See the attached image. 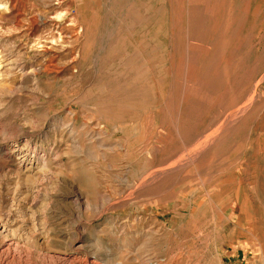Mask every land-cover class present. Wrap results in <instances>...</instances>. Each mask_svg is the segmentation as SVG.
Returning a JSON list of instances; mask_svg holds the SVG:
<instances>
[{"label": "rangeland", "instance_id": "rangeland-1", "mask_svg": "<svg viewBox=\"0 0 264 264\" xmlns=\"http://www.w3.org/2000/svg\"><path fill=\"white\" fill-rule=\"evenodd\" d=\"M6 239L264 264V0H0Z\"/></svg>", "mask_w": 264, "mask_h": 264}, {"label": "bare ground", "instance_id": "bare-ground-1", "mask_svg": "<svg viewBox=\"0 0 264 264\" xmlns=\"http://www.w3.org/2000/svg\"><path fill=\"white\" fill-rule=\"evenodd\" d=\"M8 64V63H7ZM251 99V98H250ZM253 101V100H252ZM247 107V106H246ZM244 108V107H243ZM232 109V108H231ZM241 113V112H240ZM242 114V113H241ZM232 121V120H231ZM233 124V123H232ZM231 135V134H230ZM229 136V135H228ZM197 151V150H196ZM195 155V154H194ZM21 157V156H20ZM27 157V156H26ZM21 162V161H20ZM196 162V161H195ZM29 163V162H28ZM231 167V166H230ZM182 168V167H181ZM46 170V169H45ZM34 172V177L38 176L39 173H43L42 168H37ZM167 172V171H166ZM174 172V171H173ZM176 172V171H175ZM168 175L170 173H167ZM173 174V173H172ZM164 175V174H163ZM175 175V174H174ZM37 178V177H36ZM156 180L158 178H155ZM162 179V178H161ZM158 181V180H157ZM156 182V181H155ZM159 183V182H158ZM35 185V184H34ZM152 185V184H151ZM151 187L148 183L144 184V191H150ZM156 189V188H155ZM38 190V189H37ZM134 196V195H133ZM64 199V198H62ZM68 199V197H65ZM58 201V200H57ZM123 201V200H122ZM37 211V210H36ZM35 211V212H36ZM71 211V210H70ZM69 212V211H68ZM5 229V228H4ZM4 235V234H3ZM6 247L0 249V264H36L35 261H31L27 258V256L22 255L19 253V249L14 241L10 239H6ZM29 256V255H28ZM54 256V255H53ZM53 256H45L43 264H101L98 260L92 257H84L79 254L70 255V256H62V257H53ZM38 264V263H37Z\"/></svg>", "mask_w": 264, "mask_h": 264}]
</instances>
